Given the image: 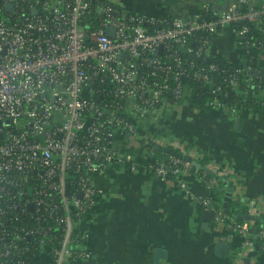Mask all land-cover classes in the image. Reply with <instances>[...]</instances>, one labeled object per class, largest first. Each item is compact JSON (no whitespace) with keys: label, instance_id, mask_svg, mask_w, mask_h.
I'll return each mask as SVG.
<instances>
[{"label":"built area","instance_id":"obj_1","mask_svg":"<svg viewBox=\"0 0 264 264\" xmlns=\"http://www.w3.org/2000/svg\"><path fill=\"white\" fill-rule=\"evenodd\" d=\"M255 4L237 0L210 19L216 9L209 4L185 18H170L139 15L109 0H0V264H30L25 256L34 251L53 264L90 257L77 246L83 239L79 221L103 195L91 178L125 166L135 172L136 149L153 153V143L144 140L124 149L112 147L111 140L119 135L138 139L134 119L187 104L192 90L182 78L210 86L208 107L222 108L226 94L209 74L216 65L194 68L183 57L212 61L210 36L242 22L261 23L264 0L258 8ZM241 6L248 8L241 13ZM231 31L247 51V27ZM198 33L205 36L193 41ZM189 65L194 70L187 71ZM236 72L250 88L254 79H263L248 67ZM237 74L230 77L231 87ZM229 113L238 116L234 109ZM160 148L178 150L185 158L171 156L140 167L174 185L211 213L216 224L240 237L239 264L255 246L264 256V205L246 214L259 221L236 222L224 213V202L215 203L217 182L206 179L205 169L218 180L231 173L213 171L185 145ZM188 159L200 169L194 171ZM187 176H196L207 196H194ZM238 186L234 201H239Z\"/></svg>","mask_w":264,"mask_h":264},{"label":"crops","instance_id":"obj_2","mask_svg":"<svg viewBox=\"0 0 264 264\" xmlns=\"http://www.w3.org/2000/svg\"><path fill=\"white\" fill-rule=\"evenodd\" d=\"M108 1V0H106ZM122 2L133 13L145 16L185 18L202 5L214 6L217 14L226 11L234 0H109ZM263 50L260 66L264 68V21L256 25ZM237 39L229 27L220 29L211 45V55L222 58L231 66L240 62ZM258 99L261 108L245 111L241 116L222 115L218 110H202L191 104L162 109L148 118L134 119L138 139L116 136L112 147H138L144 140L153 143V153L136 149L139 167L108 169L93 176L92 183L102 189L98 205L78 223L82 248L90 254L87 260L66 264H239L238 246L241 238L229 233L225 225L206 218L199 204L185 198L177 188L154 178L140 165L165 160L166 150L154 145L177 143L185 145L213 171L225 170L231 176L222 181L239 185V202L253 213L264 205V89ZM237 119L239 120L236 123ZM140 139V140H139ZM138 145V146H137ZM202 156V158H201ZM185 181L194 196L208 192L196 176ZM220 183L218 191L226 193ZM244 213V215H246ZM224 242L223 257L216 244ZM157 252L161 256L155 263ZM33 264H53L48 255H40ZM250 264H264L258 253Z\"/></svg>","mask_w":264,"mask_h":264},{"label":"trees","instance_id":"obj_3","mask_svg":"<svg viewBox=\"0 0 264 264\" xmlns=\"http://www.w3.org/2000/svg\"><path fill=\"white\" fill-rule=\"evenodd\" d=\"M237 0H234L236 2ZM256 4L254 7L258 8L259 4L262 0H255ZM233 2V3H234ZM247 6H241L240 12L243 13L247 10ZM216 10L213 11L212 15H208L210 19H213L217 16ZM264 21V17L262 18L261 22ZM242 26L247 27V32L245 33V39L248 42V49L245 51L244 49H241V45L237 44V47L240 51V62L236 66H231L228 63H226L222 58H211L212 61L209 63L208 60H202V59H196L192 55L184 56L183 58L193 65L194 68L197 67H207L209 64L216 65V72L215 73H209L211 77L216 81V87L221 90V95L224 93L226 96L221 98L222 108L216 109L218 110L222 115H225L227 112L229 113L230 109H234L238 116H241L245 111L252 110L254 112H257L261 108L260 101L258 99V96L260 92L264 89V79H261V82L259 83V79H254L253 81V88H250V86L247 85L245 76H243V73L237 74L236 71L243 70L244 68L248 67L252 71H258L263 72L264 68L260 66V55H261V45L262 39L261 35L259 34V31L254 24H250L247 22H242L237 25H233L230 27V29L235 28L236 30H239ZM219 31V30H218ZM217 31V32H218ZM216 32V33H217ZM216 34L210 36V39L213 41L214 36ZM205 36L203 33L196 34V38L192 39L193 41H196L198 38ZM191 40V41H192ZM187 71L194 70L193 68L189 66H186ZM234 74H237V81L236 86L231 87L229 84L230 77ZM182 85L192 90V95L190 96L188 100V104H191L194 107H198L202 110H209L211 109L208 107V102L211 100V96L209 95V87H201L200 84H198L195 80L182 78L181 79ZM165 150H169V154H167L166 159H168L171 156L174 157H181L183 156L181 152L178 150L172 149V148H166ZM185 158L184 156L182 157ZM195 171V168H193ZM206 179L208 180H214L215 183L217 182V186L214 188V199L215 203L222 204L224 197L223 194L218 191V187L220 186V181L218 180V177L216 175L212 176L210 174L205 175ZM227 209L232 213V217L236 222H240L235 218L237 215H244V213H247V207L243 206V203L239 201H234L233 199H230V201L227 204ZM89 214V213H88ZM83 219V218H82ZM257 225H259V222H256ZM80 243L78 244L77 248L79 247ZM57 244H51L47 245L45 247V252L50 250L52 247H56ZM38 256V252L34 251L32 252V255H27L25 258H28L30 260V264H33L35 262V259Z\"/></svg>","mask_w":264,"mask_h":264},{"label":"water","instance_id":"obj_4","mask_svg":"<svg viewBox=\"0 0 264 264\" xmlns=\"http://www.w3.org/2000/svg\"><path fill=\"white\" fill-rule=\"evenodd\" d=\"M11 8L9 5H7L5 7V9H9ZM107 35H112V31L110 29H108L106 31ZM208 63L210 62L207 61ZM253 74L255 77H262L264 79V74L262 72H258V71H253ZM239 120L237 119L236 123H238ZM154 148L155 150H160V151H165V149H162L160 148L159 146L157 145H154ZM168 153L170 152L169 150H166ZM188 161L190 162V164L196 168V169H200L201 165L191 159H188ZM206 172L210 175H213V173L208 170V169H205ZM220 182L223 183V185L225 187H227V190H226V193L224 195V200H223V209H224V213L230 217H232V213H230V211L227 209V204L228 202L230 201V199L232 198V194H233V188H232V183H229L227 181H222L221 179H219ZM206 218H212V214L207 212L205 213V220H207ZM235 218L239 221H249V220H256V221H259L258 218H254V217H250L248 215H237L235 216ZM256 230L254 229L253 230V234H255ZM216 249H217V254L220 256V257H223L224 256V253H225V250H226V244L224 242H218L216 244ZM257 250H258V247L255 246V249L253 252L249 253L245 259H244V264H250V258L252 257H255L258 253H257ZM161 256V253L160 252H157L156 256H155V263L157 262V259Z\"/></svg>","mask_w":264,"mask_h":264}]
</instances>
